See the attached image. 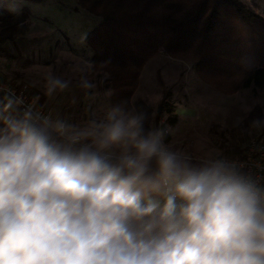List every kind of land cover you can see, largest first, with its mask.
<instances>
[{
  "label": "clouds",
  "instance_id": "9594fccd",
  "mask_svg": "<svg viewBox=\"0 0 264 264\" xmlns=\"http://www.w3.org/2000/svg\"><path fill=\"white\" fill-rule=\"evenodd\" d=\"M21 103L0 110V264H264V187L234 162L119 105L77 126Z\"/></svg>",
  "mask_w": 264,
  "mask_h": 264
},
{
  "label": "trees",
  "instance_id": "16d2710c",
  "mask_svg": "<svg viewBox=\"0 0 264 264\" xmlns=\"http://www.w3.org/2000/svg\"><path fill=\"white\" fill-rule=\"evenodd\" d=\"M73 1L102 20L85 43L92 51V72L105 76L109 108L119 105L127 112L145 114L146 130L155 129L162 115L169 124L176 121L173 88L160 72L156 74L159 102L151 106L133 100L144 67L159 56L191 64L197 78L223 96H234L252 85L264 89V17L241 0ZM30 16L28 7L19 15L0 10V58L7 55V44L25 34ZM8 53V59L22 61ZM9 103L0 93V110ZM257 131L263 139L264 104L255 103L234 132Z\"/></svg>",
  "mask_w": 264,
  "mask_h": 264
},
{
  "label": "rangeland",
  "instance_id": "374dc122",
  "mask_svg": "<svg viewBox=\"0 0 264 264\" xmlns=\"http://www.w3.org/2000/svg\"><path fill=\"white\" fill-rule=\"evenodd\" d=\"M241 1L264 17V0ZM36 10L39 15L46 16L51 27L47 28L50 33L47 38L30 41V44L41 43L43 47V51L38 53L35 68L26 73L27 79L34 85L35 94L43 97L45 104L53 110V121L62 120L70 125L83 126L91 120H99L109 108L110 90L105 86V76L92 72L90 64L92 51L86 45L85 38L101 23V18L79 9L73 0H46ZM9 64H13L12 70H23L28 68L30 61L22 59V62L9 61ZM0 65V70L11 69L5 63L0 62ZM157 72H160L166 84L173 88L172 99L175 96L178 100L184 98L180 94V86L184 78L189 76L195 81L191 99L195 97L211 99L217 104L235 108L240 113L249 111L255 103L260 106L264 104V89L252 85L240 92L242 105L234 107L233 97L223 96L203 84L197 78L191 64L164 56L154 58L146 64L133 100H145L151 106L159 102L161 94L156 83ZM2 75L7 82L24 83L25 80L19 73L10 76L2 71ZM50 76L67 82L68 86L64 89L57 87L49 94ZM162 116L167 118L166 115ZM256 134L260 136L259 131L246 133L248 142Z\"/></svg>",
  "mask_w": 264,
  "mask_h": 264
},
{
  "label": "crops",
  "instance_id": "0c3cea01",
  "mask_svg": "<svg viewBox=\"0 0 264 264\" xmlns=\"http://www.w3.org/2000/svg\"><path fill=\"white\" fill-rule=\"evenodd\" d=\"M45 1L34 4L24 0H0V10L19 15L22 8L28 7L31 13L30 19L25 23V34L13 43L6 45L7 55L4 58H0V62L1 64L5 63L8 67L10 66L11 69L0 70V75L5 80L2 71L10 76L14 73H19L24 77V83H14V81L11 83L28 87V91L35 96L37 95L35 94L34 85L31 81L29 82L26 75L35 68L36 60L39 57L38 53L43 51L41 43H38V45L35 42L30 44V41H41L50 35L47 30V28L51 27L48 19L46 16L39 15L38 10H36ZM8 52L24 60L29 59L30 65L28 68L12 70L13 64H9V61L12 60L8 59ZM194 84L193 78L185 77L182 83L183 89L180 90V94L184 98L178 100L177 96H175L172 99L176 121L173 124H169V135L164 139V143L195 162L206 159H230L243 156L248 145V135L234 132V129L241 124L244 115L249 113L251 109L240 113L235 108L231 109V107L217 104L211 99L205 100L201 97L191 99L190 95L195 90ZM239 95L240 92L230 96L234 99L232 101L234 107L242 105ZM37 97L40 104L46 105L43 97Z\"/></svg>",
  "mask_w": 264,
  "mask_h": 264
},
{
  "label": "built area",
  "instance_id": "2783aa9c",
  "mask_svg": "<svg viewBox=\"0 0 264 264\" xmlns=\"http://www.w3.org/2000/svg\"><path fill=\"white\" fill-rule=\"evenodd\" d=\"M0 93L7 98L9 102L22 101L18 104L20 110L31 109L35 113L53 119V110L39 102L37 96L28 91V87L7 82L0 75ZM157 129L165 132L164 139L169 135L170 126L165 116H160L158 119ZM234 162L237 167L250 176L259 186L264 187V140L259 136L254 135L250 138L245 153L241 157L228 159Z\"/></svg>",
  "mask_w": 264,
  "mask_h": 264
}]
</instances>
